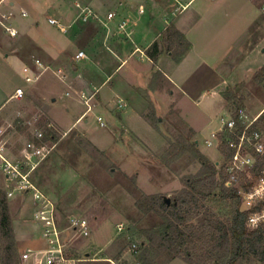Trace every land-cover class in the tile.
I'll return each mask as SVG.
<instances>
[{
	"label": "rangeland",
	"instance_id": "1",
	"mask_svg": "<svg viewBox=\"0 0 264 264\" xmlns=\"http://www.w3.org/2000/svg\"><path fill=\"white\" fill-rule=\"evenodd\" d=\"M10 2L12 0L0 2V50L24 56L26 63L31 65L34 58H39L36 45L19 35L13 37L7 31ZM245 5L248 6L249 20L256 24L242 34L247 25L237 27L238 19L234 22L230 16L227 18L231 21L230 25H226L224 20V25L217 27L218 31L211 34H214L212 43L216 44L224 38L223 35L231 32L235 33L232 37L240 42L210 73L200 66L185 67V74L189 77L187 86L183 85L185 96L180 97V110L174 104L164 110L163 106L167 107V103L156 102L151 97L152 90L149 88L146 91L147 97L151 98L146 116L151 129L137 125L140 137L133 133L124 134L117 124L102 127L97 121L98 116L105 121L106 118L111 120L104 112H91L87 115L88 124L82 122L67 129L55 119L50 98H42L39 89V84L45 83L51 90L65 92V83L53 76L51 71L45 73L41 83H29L23 70L10 65L0 52V84H5V92L11 94L17 87L25 89L23 98L10 101L0 111V220L3 203H6L20 263L22 254L28 249L46 246L34 215L33 191L21 189L29 182L53 200L63 229L68 227L72 216L88 221L91 231L88 238L72 237L69 231L65 235L69 255L78 261L76 264H188L175 257L176 251L162 243V238L155 239L153 230L164 223L165 217L172 219V211H164L160 199H151L150 196L174 199L186 187L185 178L200 171L201 165L193 154H180L191 143L197 144L219 172L217 188L199 207L193 223L199 224L210 217L224 222L231 219L236 202L222 199L219 190L223 181L220 172L226 159L218 140L220 136H230L220 118H235L240 109L247 116L245 122L264 116V75L260 74L264 67V16L252 0H246ZM111 7L115 8V5ZM95 31V28L82 31L80 37L86 40ZM208 41L211 39H206L204 44L208 45ZM185 49V46L177 48L175 62ZM87 63L88 68L99 76L97 68L100 67L96 62ZM59 65L69 64L62 62ZM83 67L79 66L80 73H83ZM71 70L65 76L69 72L71 74ZM120 70L112 77L106 90L122 78L126 69ZM4 71L8 73L9 81L2 80L1 73ZM224 80L228 83L218 88ZM166 87L167 92L174 88L167 84ZM228 91L232 100L225 104L224 94ZM62 102L60 99L59 103L63 105ZM71 121L74 122V119ZM259 129L264 133V118ZM215 130H218L215 133L218 140L211 137ZM37 132L43 133L42 141L37 139ZM205 139L213 142V147H207ZM41 143L54 146L50 155L33 171L25 168L24 173L30 172L23 182L20 179L9 181L6 161L17 168L26 151L31 152L32 145ZM251 178L250 170L244 172L236 187L244 192L241 185L250 182ZM251 208L241 195L240 209L247 211ZM186 209L190 210V207ZM4 247V242L0 241V264Z\"/></svg>",
	"mask_w": 264,
	"mask_h": 264
},
{
	"label": "crops",
	"instance_id": "2",
	"mask_svg": "<svg viewBox=\"0 0 264 264\" xmlns=\"http://www.w3.org/2000/svg\"><path fill=\"white\" fill-rule=\"evenodd\" d=\"M245 2L246 0H12L9 10L12 15L7 16L6 27L14 29L16 36L33 42L39 58H34L30 65L26 63L24 56L0 52H3L10 65L22 70L28 66L33 72L40 73L36 82L41 83L45 73L51 71L53 76L65 83V92L51 90L45 83L39 84V89L42 98H50L55 119L67 126V129L78 123H89L87 107L79 95L85 93L88 97L96 94L91 101L92 112H104L111 118H106L108 125L102 127L117 124L124 134L137 135V125L151 129L146 119L151 103V98L146 94L149 88L152 90L151 97L156 102L167 103V107L163 106L164 110L173 104L180 110V97L185 96L183 85L187 86L186 80L189 77L185 74V67L200 66L206 73H210L240 42L232 37L235 33L231 32L223 35L224 38L216 44L212 43L211 37L214 34H211L218 31L217 27L224 25V20L226 25H230L231 21L227 19L230 16L234 22L238 19V25L235 24L237 27L247 25L242 34L256 24L249 20ZM112 4L115 8L111 7ZM83 9L90 13L82 15ZM22 10L27 12V16H22ZM110 13L115 14L113 18H109ZM85 16L86 21L83 20ZM50 19L57 20L64 31L51 24ZM91 28L96 31L83 40L80 37L82 31ZM172 28L181 33L189 43L188 50L179 62H175L174 57L177 48L181 49V46L176 39L169 37ZM206 39H211L208 45L204 44ZM154 43L159 46L157 61H153L147 53ZM79 52H84L86 58L77 60ZM35 60L41 61L43 71L37 68ZM91 61L100 67L97 68L99 76L88 68L87 62ZM62 62L69 65L60 66ZM80 65L84 66L83 73H80ZM60 69L64 74L69 69L72 72L62 80L55 74ZM124 69L122 78L106 90L112 77ZM1 74L3 81H9L8 73L4 71ZM227 80L220 82L217 87L227 84ZM165 83L174 87L170 93L166 91ZM4 85L0 84V111L10 101L18 99L15 92L22 88L17 87L13 93L8 94ZM60 99L64 101L63 105L59 103ZM216 131L218 130L211 133L212 138ZM51 139L54 140V136ZM213 145L212 142L211 147ZM96 148L100 150L97 146Z\"/></svg>",
	"mask_w": 264,
	"mask_h": 264
},
{
	"label": "trees",
	"instance_id": "3",
	"mask_svg": "<svg viewBox=\"0 0 264 264\" xmlns=\"http://www.w3.org/2000/svg\"><path fill=\"white\" fill-rule=\"evenodd\" d=\"M169 37L176 39L181 47H186L178 60L179 62L188 50L189 43L181 33L173 28L169 32ZM147 53L153 61H157L160 55L158 44L154 43ZM260 74L264 75V67L260 70ZM228 92L224 94V98L230 103L232 98ZM235 118L241 132L244 126L238 114ZM263 118L264 116L260 117L253 124L252 130L259 128ZM231 140L238 141L232 135L229 138L220 136L221 144L219 146L226 159L223 170L220 172L223 180L219 187L220 195L224 200L236 202V208L228 222L210 217L205 218L199 224L193 223L194 217L199 213V207L204 205V202L212 196L217 188L216 179L219 174L216 165L198 149L196 143L189 144L180 152V154L190 152L201 165V169L196 175L185 178L186 187L181 194L170 199L171 205L162 196H150L151 199L158 197L163 210H171L172 219H175L173 221L169 216L165 217L164 223L153 230L155 239L162 238V243L176 251L175 257L183 259L188 264H252L254 262L264 264V225L250 228L247 224L249 214L261 209L264 202L250 210L243 211L240 209V189L226 185L228 180L226 170L236 152V149L231 146ZM263 171L264 157L258 158L255 166L250 170L252 175L250 182L241 185L244 191L252 190L264 176ZM242 175L240 174V176ZM186 207H190V210H187ZM181 211H183V215ZM0 241H3L5 245L2 264H21L6 203H3V215L0 220Z\"/></svg>",
	"mask_w": 264,
	"mask_h": 264
},
{
	"label": "built area",
	"instance_id": "4",
	"mask_svg": "<svg viewBox=\"0 0 264 264\" xmlns=\"http://www.w3.org/2000/svg\"><path fill=\"white\" fill-rule=\"evenodd\" d=\"M4 1L5 0H0V2ZM252 2L264 16V0H252ZM87 13L90 12L85 9L82 10V15ZM21 14L24 17L27 16V12L25 10H22ZM11 15L12 14H10V16ZM114 15V13H110L109 18H113ZM83 20L86 21L87 17H83ZM49 21L51 24L57 25L61 30L64 31V28L57 20L50 19ZM121 27L123 28L124 26ZM7 31L11 36H16V31L14 29L7 28ZM85 58L86 55L84 52H79L76 56L77 60ZM35 63L39 70H44L43 64L40 60H35ZM23 72L26 75V81L29 83L36 82L40 78V73L33 72L28 66L24 67ZM55 74L62 80L66 79L64 71L61 69L57 70ZM24 94V90L22 88H18L15 92V97L21 99L23 98ZM79 95L84 100V103L87 107V115L92 112L91 101L96 94L90 97H88L85 93H81ZM237 114L242 125L244 126L241 132L239 131L236 118L221 119L224 130L229 133V135L236 137L238 140L237 142L234 140L230 141L231 146L236 149V152L226 170L228 174L226 185L235 187L236 183L239 181L240 174H244V172L251 170L258 161V158L264 157V133L259 128L252 130V126L258 118L245 122L244 119L247 116L244 114V110L240 109ZM97 121L101 126L108 125L102 117H98ZM36 135L39 141L44 139L42 132H37ZM213 138L218 140L216 134L213 135ZM205 144L208 147L212 146L211 141H206ZM32 148L33 149L31 152L26 151L24 154V159L17 168L6 161L5 169L8 173L7 175L9 176V181L16 182L17 179H20V181L23 182V180L26 179V174L30 172L26 171L24 173V169L28 168L29 170L33 171L50 155L54 149V146H50L48 143H41L39 145H32ZM262 174H264V171ZM21 189L25 190L26 192L29 190L33 191V199L36 205L34 215L41 228L42 241L46 243L45 248L28 249L26 252H24L21 256V264H76L78 261L69 255V244L67 243L65 235L67 236L66 233L69 231V234L71 233L72 237L88 238L91 233L88 221L85 218L72 216L69 218L68 227L63 229L58 218V208L48 195L39 191L37 187L29 182L27 185L22 186ZM240 194L250 203L252 207L264 202V176L260 178L251 191L243 192L240 190ZM247 224L250 228H256L258 226L264 225V206L261 209L249 214Z\"/></svg>",
	"mask_w": 264,
	"mask_h": 264
},
{
	"label": "water",
	"instance_id": "5",
	"mask_svg": "<svg viewBox=\"0 0 264 264\" xmlns=\"http://www.w3.org/2000/svg\"><path fill=\"white\" fill-rule=\"evenodd\" d=\"M198 143V142H197ZM166 201L169 203L170 202V200H168V199H166Z\"/></svg>",
	"mask_w": 264,
	"mask_h": 264
}]
</instances>
